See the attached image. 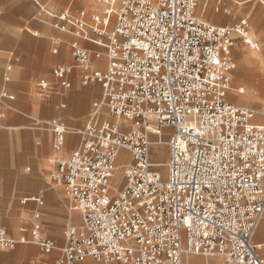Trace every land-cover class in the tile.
<instances>
[{
    "label": "built area",
    "instance_id": "2783aa9c",
    "mask_svg": "<svg viewBox=\"0 0 264 264\" xmlns=\"http://www.w3.org/2000/svg\"><path fill=\"white\" fill-rule=\"evenodd\" d=\"M98 1L102 14H93L90 22L83 8L50 13L54 27L72 35L73 66L55 65L52 82L37 81L41 93L58 87L59 108L73 86V68L82 86L101 88V99L92 102L69 154L61 153L68 131L61 117L48 123L57 153L51 178L79 223L63 228L58 246L39 230L42 194H30L20 203L34 204L31 225L16 237L0 227V248L32 243L43 254L56 249L52 264L87 258L123 264H264L252 242L264 210V121L257 119L264 117V105L258 110L227 99L235 40L259 48L247 18L234 25L211 23L196 16L199 0ZM59 44L52 40L53 53ZM102 57V67L92 65ZM10 70L7 65L5 82ZM14 99L0 89V118ZM101 106L108 118H101ZM153 143L166 145L167 161L151 160ZM120 149L128 157L114 185ZM183 254L216 260L188 263Z\"/></svg>",
    "mask_w": 264,
    "mask_h": 264
},
{
    "label": "crops",
    "instance_id": "0c3cea01",
    "mask_svg": "<svg viewBox=\"0 0 264 264\" xmlns=\"http://www.w3.org/2000/svg\"><path fill=\"white\" fill-rule=\"evenodd\" d=\"M241 1L244 2L243 6L249 0ZM51 2L52 0H0V89L8 90L15 96L10 107L5 110L4 117L0 118V214L4 213L9 207V201H11V207H16L15 201L19 200L20 203V199L25 196L36 193L42 194L44 206L41 208L38 220L39 230L43 235L53 239L58 246H61L64 241L63 228L67 224H78L79 216L69 208L68 200L62 188L54 183L51 178L53 172H50V169L52 167L54 170L53 158L57 153L52 148L50 128L40 124H47L49 122L48 118L52 115L58 117L62 115L64 117L65 121L63 122H67L72 127H67L68 131L65 133L61 153L62 155L69 154L78 145L79 136L77 132L80 130L78 128L83 126L84 112H88L89 115L91 98L94 100L101 99L100 87L97 83H90L86 85L88 87L82 88L84 86L79 83L77 78L78 69L73 68L75 79H73V86L63 97L66 102L65 107L59 108L57 104L61 97L56 94L58 87L53 85L50 87L48 94L41 93L37 87V81L40 78L52 80V62L57 61L59 56L63 59L62 64L73 66L69 48L72 35L56 29L53 25L55 19L50 13L66 7L73 12L83 8L86 11V19L90 22L93 14H102L103 5L98 0H68L65 6L56 8L57 6L52 5ZM230 2L231 0H229V4ZM213 6L209 7L206 12L210 11L214 18H218V16L216 17L218 10L215 12ZM48 8L54 10L50 11ZM221 8L223 9L221 12L223 16L226 14L224 13L225 9L229 12L226 15L231 16L229 14L233 10L232 5H229L228 8L224 6ZM246 16L250 17V14ZM51 27L59 32L58 35H52L55 32ZM55 38L60 40V44L57 52L53 53L52 40ZM258 39L264 47V33H260ZM256 41L258 42V40ZM84 42L86 41H82V44L88 48H97L96 46H87ZM247 47L250 50H257L242 44L238 46V52L240 50L247 52ZM53 54L56 56H53ZM258 54L253 56L255 63L252 65L243 63L239 60L240 56H238L239 64L243 68L242 73L248 79L255 75V69L261 72L264 71V54L262 50ZM103 63V57L99 60L92 59V65L94 66L102 67ZM7 65H11L10 80L5 82L3 76L6 73ZM235 67L236 62L232 47L229 67L230 84L232 76L234 77ZM256 83L251 84L249 88L246 87L249 91L256 93L252 95L254 100H236L233 103L240 105L247 104L239 102L259 103L264 95L262 90L264 82ZM234 88L236 87H232V89ZM20 204L26 212L32 215V211L35 209L33 203ZM31 221L32 216H30L28 225H31ZM252 242L259 246V252L264 257V210L253 232ZM55 251H57L56 255H53L54 250L49 254L40 252V259L46 264H52L59 255L58 250L55 249ZM19 252L23 251L10 253L8 255L9 259L17 256ZM200 257L205 260L192 262L216 260L213 257ZM4 260L5 254L0 253V264H5ZM76 264L123 263L115 261L105 263L87 258Z\"/></svg>",
    "mask_w": 264,
    "mask_h": 264
},
{
    "label": "rangeland",
    "instance_id": "374dc122",
    "mask_svg": "<svg viewBox=\"0 0 264 264\" xmlns=\"http://www.w3.org/2000/svg\"><path fill=\"white\" fill-rule=\"evenodd\" d=\"M67 1L68 0H52L51 3H52V5H56L57 6L56 8H59V6L60 7L65 6ZM216 1L217 2L213 6V10L215 12H216V10H219L218 12H222V10H223L221 8L222 6H224L225 8L226 7L228 8V6L230 5L229 0H216ZM49 10L53 11L54 9H49ZM195 14L197 17H199L203 20L209 21L211 23L228 24V25H234L242 17L247 18V21L249 23L248 30L253 35V36H251V38L258 40L260 48L262 49V53L264 54V47H263V45H261V43L258 39V35L260 33H264V5L262 4V1H260V0H249L246 4H244L242 6V8L240 7V9L237 10L235 13H233L231 16L228 17L225 14V16H223L221 18H214L210 11L204 13L202 2H201V0H199L197 7H196V10H195ZM247 14H250V17H247L246 16ZM113 26H114V20L110 22L109 29H111ZM52 30L55 32V33H52V35H58L59 32L57 30H55L54 28H52ZM84 44L87 46H90V47H95L90 42H84ZM242 44H244V43L241 41V39L238 38L236 40L234 46H233V56L235 58L236 67L233 71L234 77L232 76V78H231L230 90L227 94V99L232 101V102H235V100H236V98H235L236 96L234 93H236L235 90L237 88L244 90V89H248L251 86V84H253V83L264 82V71L261 72L260 70L255 69L254 70L255 75H253L251 79H248L246 77V75L242 73L243 68L239 64V60H238V55H239L238 46H241ZM246 50L248 51L250 49L247 47ZM54 55L55 54H53V56ZM62 60L63 59L59 56L57 61L52 62V67L55 65H58V64H62ZM51 77H52V75H51ZM51 81H53V78ZM98 86L100 87L99 84H98ZM86 87H88V86H84L82 88H86ZM232 87H236V88L232 89ZM246 87H248V88H246ZM262 90L264 91V88H262ZM100 96H101V88H100ZM94 101H99V100L98 99L94 100L93 98H91L89 108L91 107V103ZM239 103L247 104V105L259 110L264 105V95L262 97V100L259 103H254V102L253 103L252 102L251 103L250 102L249 103L239 102ZM101 109H102L101 110L102 111L101 112L102 113L101 118H108L109 114L107 113L105 106H101ZM54 117H58V116L52 115L50 118H48V121H50ZM61 119H62V121H65L64 117L62 115H61ZM257 119L260 121H264V117H262V116H257ZM87 120H88V112H84L83 126H84L85 122H87ZM48 123L47 124H40V125H44V126L49 127ZM64 125L66 127H72L67 122H64ZM82 127L78 128V129H81ZM150 137L152 140H155L157 138V136L155 134H151ZM166 138H167V135L163 136V139H166ZM151 151H152V156H151L152 161H154V162H165V161H167L168 150H167L166 145L154 144L152 146ZM127 157H128L127 154L123 150H121V149L118 150V158H117V165H116L115 171L120 170L119 176L122 175V167H123ZM159 171L161 172L163 177H166V169L164 167H160ZM50 172H53L52 167L50 169ZM112 180L114 182V185H117L120 181V178L118 180H115V174H114V177ZM15 202H16V207H11L10 206L11 201H9V207H7V209L5 210L4 213L0 214V227H4L6 232L12 237H16L20 232H22L21 230L27 228L26 226H29L28 224L30 222V216H31L28 212H26L24 207L19 203V200L15 201ZM76 223H78V221H76ZM19 250L23 251V252H19L17 256H14L12 259H9L8 255L10 253L15 252V251H19ZM0 253L5 254V260H4L5 264H46L43 260L40 259L41 254H40V250L38 249L37 245L32 244V243L18 244L12 249L0 248ZM56 254H57V251L54 250L53 255H56ZM190 257H200V256H189V257H187V260Z\"/></svg>",
    "mask_w": 264,
    "mask_h": 264
},
{
    "label": "bare ground",
    "instance_id": "6f19581e",
    "mask_svg": "<svg viewBox=\"0 0 264 264\" xmlns=\"http://www.w3.org/2000/svg\"><path fill=\"white\" fill-rule=\"evenodd\" d=\"M201 2H202V5H203V9H204V12H206L207 11V9L209 8V7H211V6H213L217 1L216 0H201ZM244 2L243 1H241V0H231V2H230V6L232 5V9L233 10H231L230 11V14L229 15H232L233 13H235L237 10H239L240 9V7L242 6V4H243ZM262 4L264 5V1L262 0ZM219 11V10H218ZM224 13H226V14H228L229 12H228V10H224ZM218 16V18H221V17H223V14H221V12H217V14H216V17ZM249 33V35L250 36H253L250 32H248ZM262 49L260 48V46H259V48L255 51V50H248L247 52H243L244 50H240L239 51V54L240 55H238V56H240V58H239V60L240 61H242L243 63H246V64H249V65H252V64H254L255 63V58L253 57L254 55H259L258 53L261 51ZM262 59V58H261ZM261 66V65H260ZM261 84V83H260ZM236 91V93H235V98H236V100H246V101H248V100H250V101H252V100H254V97L252 96L253 94H256L255 92L253 93L252 91H249L248 89H240V91H239V89H236L235 90ZM249 92V93H248ZM250 92H252V93H250ZM256 97H258V96H256ZM239 98V99H238ZM235 100V101H236ZM256 100V99H255ZM150 128L152 129V130H154L155 128L153 127V126H150ZM153 141H155V140H153ZM153 145H154V143H153ZM152 145V146H153ZM120 152V151H119ZM121 153V152H120ZM123 153V152H122ZM121 157V156H120ZM119 173H120V170H117V171H115L114 172V174H115V180H118L120 177H121V175L119 176ZM189 256H202V255H190V254H187V255H182V259H183V262H188V263H191L192 261H201V260H205L203 257H190V258H188V260H187V257H189Z\"/></svg>",
    "mask_w": 264,
    "mask_h": 264
}]
</instances>
